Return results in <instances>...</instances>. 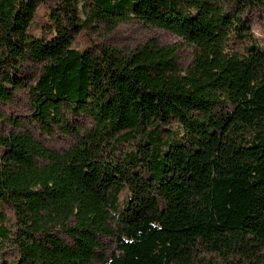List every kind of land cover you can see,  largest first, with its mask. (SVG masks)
<instances>
[{"label": "trees", "instance_id": "obj_1", "mask_svg": "<svg viewBox=\"0 0 264 264\" xmlns=\"http://www.w3.org/2000/svg\"><path fill=\"white\" fill-rule=\"evenodd\" d=\"M40 6L49 20L34 34ZM263 9L0 0V102L26 90L33 122L74 139L54 150L28 129L0 131V245L16 251L0 264H264V49L251 31ZM132 20L182 38L191 62L156 39L75 46Z\"/></svg>", "mask_w": 264, "mask_h": 264}, {"label": "rangeland", "instance_id": "obj_2", "mask_svg": "<svg viewBox=\"0 0 264 264\" xmlns=\"http://www.w3.org/2000/svg\"><path fill=\"white\" fill-rule=\"evenodd\" d=\"M48 14L49 10L47 7H39L34 23L30 28L31 33H42L45 24L49 20ZM251 20L253 38L264 49V9L254 12L251 16ZM150 39H156L164 46L177 47V54L182 67H186L191 62L193 57L192 47L187 45L182 38L170 31L152 25H146L136 20L120 24L116 31L108 36H105V34L83 31L76 37L75 46L85 48L94 42H102L129 50L136 48ZM244 45L245 43L243 42H237L234 43V45H229L228 48L242 50ZM28 72L31 74L37 73L38 67L31 66ZM12 118H16L17 123H21V125L17 126V124L15 125V123H12ZM70 123L75 127L81 125L86 128L90 124V121L83 116H76L73 118L70 117ZM24 129L30 130L41 142L54 150L65 149L74 141L70 135L65 134L60 129H55L52 133H46L45 130L33 122L30 95L28 91L21 90L15 95L13 100L9 102H0V131L9 132ZM3 210L7 216L6 223L9 227L15 229L16 219L14 212L9 206H4ZM110 245L111 247L109 250L113 248L112 243H110ZM4 255L6 258L14 257L16 251L9 244H2L0 245V261H2ZM98 264L103 263L98 262Z\"/></svg>", "mask_w": 264, "mask_h": 264}]
</instances>
